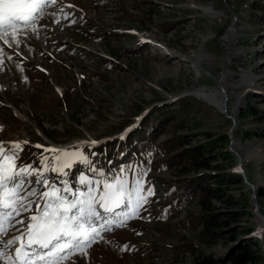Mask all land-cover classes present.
Segmentation results:
<instances>
[{
  "label": "rangeland",
  "instance_id": "obj_1",
  "mask_svg": "<svg viewBox=\"0 0 264 264\" xmlns=\"http://www.w3.org/2000/svg\"><path fill=\"white\" fill-rule=\"evenodd\" d=\"M225 70L228 109L223 114L198 91H216ZM244 74L253 80L238 83ZM250 108L264 118V0H56L34 25L22 26L14 38L10 32L0 39V142L6 151L11 142H27L17 167L40 169L46 156L44 178L50 184L62 190L67 181L80 193L92 187L97 196L104 180L124 175L131 183L136 171H142L146 187L155 192L136 217L122 227L110 225L87 255L65 264H197L201 255L210 263L232 264L231 257L245 246L260 260L247 264H264L257 252L264 248V227L244 181L230 191L233 201H211L219 211L229 202L237 204L230 210H242L240 226L231 222L226 233L203 242V225L197 223L202 215L199 194L178 213L172 204L193 177L213 171L192 170L185 159L159 166L166 157L207 143L211 135L218 139V150L222 144L231 154L219 155L216 162L235 172L237 157L229 151L233 118V148L248 181L256 189L264 187V121L245 115ZM167 109L174 113L164 115ZM144 118L145 132L140 127ZM134 135L153 139L151 150L136 152V141L129 139ZM174 139L183 142L168 147L161 158L151 155L157 144ZM79 140L100 142L79 149L91 163L74 162L64 169L67 175L49 171L56 166V153L44 149ZM183 166L187 171L180 174ZM81 176L101 183L79 184ZM30 179L29 190L45 191L35 177ZM172 185L174 192L167 197ZM29 200L32 210L13 217L6 240L24 232L36 203H44L38 196ZM258 204L264 206V200ZM125 211L106 218L124 219ZM249 226L254 228L250 235L245 232ZM12 250L8 256L13 257Z\"/></svg>",
  "mask_w": 264,
  "mask_h": 264
},
{
  "label": "snow or ice",
  "instance_id": "obj_2",
  "mask_svg": "<svg viewBox=\"0 0 264 264\" xmlns=\"http://www.w3.org/2000/svg\"><path fill=\"white\" fill-rule=\"evenodd\" d=\"M55 2L56 0H0V39L10 32L14 38L22 26L34 25L43 15L44 9ZM25 143L27 142H11L6 151L3 142H0V238L7 234V225L14 216L32 210L30 197L38 196L44 203H36L34 214L28 218L24 232L4 242L5 248L19 243V247L15 248V258L6 257V264H36L33 253L29 251L34 246L48 250L38 257L42 264H60V261L68 259L74 253L87 255V249L97 242V238L103 232L111 230L110 225L115 223L117 226H124L125 221L136 217L139 210L149 203V198L155 195L151 186L146 187V172L142 171H136L131 183L124 175L113 177L111 181L104 180L103 191L98 196L95 194L96 189L92 187L86 193H80L79 189L73 192L67 181L62 182L64 187L61 190L44 178L48 157L42 156L40 169H35L32 165L17 167L16 161L20 158L19 153ZM98 143L100 142H81L71 152L65 149H44L45 152L56 153L52 158L56 166L48 170L67 175L64 169L70 168L73 162L90 164L88 157L79 149L94 148ZM125 171L121 170L122 173ZM99 174L104 175L102 170ZM31 177H35V183L42 184L45 191L38 194L35 188L29 190L28 185L33 182ZM78 183L99 185L101 182L86 180L81 176ZM62 192L71 194L72 199L69 200ZM97 205L102 212L97 210ZM119 208L126 209L124 219L106 218L109 215H119L116 211ZM16 223L24 224L25 221L18 220ZM0 259H5L4 253H0Z\"/></svg>",
  "mask_w": 264,
  "mask_h": 264
},
{
  "label": "trees",
  "instance_id": "obj_3",
  "mask_svg": "<svg viewBox=\"0 0 264 264\" xmlns=\"http://www.w3.org/2000/svg\"><path fill=\"white\" fill-rule=\"evenodd\" d=\"M158 113L159 116H162V119H164V115H172L174 112L167 109L164 115L160 112ZM245 115L254 116L255 119L264 121V118L262 117L257 118V113L253 111L252 108L245 112ZM146 118H144L143 122L140 124V127L141 129H144V132L146 130L145 125L147 124L144 122L146 121ZM152 129H154V126ZM207 138V143L191 148H186L181 153L166 157L159 163V166L161 167L165 165L173 166L180 164L182 159H185L187 165L193 167L192 170H202L205 172L210 170L213 171L198 174L197 176L193 177V179H191V181L189 182V185L184 190L183 194H181V196H176L172 204L174 207V211L178 213L180 209L189 204L193 200V198H195L196 194H199L198 205H200L202 215L200 216V218H198L199 220H197V223L199 221V223L203 225V231L200 234V240L203 242H209L211 241V239L216 237L218 238L220 235L226 233L225 229L229 228L231 222H234L236 226H240L239 224L242 220L241 209L235 211L230 210L232 206L237 204L232 203L231 205V202H229L226 205L225 210L222 211L217 210L211 204V201L214 198H216L220 202L222 200L224 201L225 198L229 199L230 201H233L234 197L232 196V193H230V191L235 190L238 185H243V179L238 173L229 171L230 167L226 168L223 164H219L218 162H216L219 155L231 158V154L228 151L224 150L225 148L222 144V147L220 148V150H218V139H211V135H207ZM226 138V136H223L220 139L222 140V142H224ZM129 139L136 141L137 144L134 148L136 152L148 151V149L149 151L151 150L150 143L153 142V139H148V137H137L135 135L131 136ZM182 142L183 141L174 139L171 140L169 143L157 144L154 151L151 152V155L155 156L156 158H161L164 154H167L169 152L168 147H177L181 145ZM140 143L141 145H139ZM126 155L128 156V154ZM214 162L216 163L213 164ZM186 171V166H183L179 173L184 174L186 173ZM173 186L174 185L167 188V197H170L174 192ZM256 196L258 202L264 200V187H259L256 189ZM246 199L248 202L249 198L247 197ZM260 211L264 215V206L260 207ZM184 226L187 227L186 222L184 223ZM253 231L254 228L252 226H249L245 232L246 234L250 235ZM257 252L261 254L262 258H264L263 250L261 247H259V249L257 248ZM200 258L201 259H198L197 264H216V261L213 260V262L210 263V259H207L202 255L200 256ZM257 259L258 258L251 252V249L245 246V248L241 250V252H238L235 256H232L230 261L232 264H247L257 263L258 261H260L259 259Z\"/></svg>",
  "mask_w": 264,
  "mask_h": 264
},
{
  "label": "bare ground",
  "instance_id": "obj_4",
  "mask_svg": "<svg viewBox=\"0 0 264 264\" xmlns=\"http://www.w3.org/2000/svg\"><path fill=\"white\" fill-rule=\"evenodd\" d=\"M230 34H231V32L228 33L227 38L230 36ZM199 57H205L206 58L208 56L201 55ZM227 75H228V71L227 70L222 72L221 76L219 77V83L220 84H219L218 89L216 91L215 90H206V89H203V88H201L198 91V93L201 94V97H203L204 100H206L208 103H210L211 105H213L216 108H218L223 114H226L227 109H228V104H227L228 92H227L226 85H225V78L227 77ZM251 80H253L251 76H249L247 74H244L243 77H241L238 80V83L245 84V83L250 82ZM18 116L23 119L22 115L19 114V115H17V117ZM81 142H85V141H83V140L75 141V142H72L71 144H67L66 146L65 145L64 146L51 145L50 149L51 148H55V149H69V148H72V147L78 145ZM87 142H89V141H87ZM65 168H68V167H65ZM263 230H264V228H263Z\"/></svg>",
  "mask_w": 264,
  "mask_h": 264
},
{
  "label": "water",
  "instance_id": "obj_5",
  "mask_svg": "<svg viewBox=\"0 0 264 264\" xmlns=\"http://www.w3.org/2000/svg\"><path fill=\"white\" fill-rule=\"evenodd\" d=\"M231 119H232L233 124L229 129V138H230L229 151L232 152L233 154H235V156L237 157V164H236L235 172H237L242 177L244 183L250 188V190H251V201H252V204L254 206L255 216L258 220H260L261 224L264 227V215L260 212L259 204L257 202L256 188L254 187L253 184H251L247 180L246 173L244 172V170L242 168V161L243 160H242L241 156L239 155V153L236 150H234V148H233L234 139L232 137V131L235 128V119H233V118H231ZM263 251H264V248H263Z\"/></svg>",
  "mask_w": 264,
  "mask_h": 264
}]
</instances>
